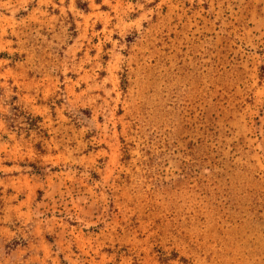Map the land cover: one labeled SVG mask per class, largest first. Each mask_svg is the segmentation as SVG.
I'll use <instances>...</instances> for the list:
<instances>
[{
  "label": "rangeland",
  "instance_id": "obj_1",
  "mask_svg": "<svg viewBox=\"0 0 264 264\" xmlns=\"http://www.w3.org/2000/svg\"><path fill=\"white\" fill-rule=\"evenodd\" d=\"M0 264H264V0H0Z\"/></svg>",
  "mask_w": 264,
  "mask_h": 264
}]
</instances>
